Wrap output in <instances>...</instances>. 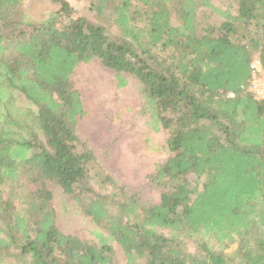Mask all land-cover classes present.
I'll return each instance as SVG.
<instances>
[{"label":"trees","instance_id":"1","mask_svg":"<svg viewBox=\"0 0 264 264\" xmlns=\"http://www.w3.org/2000/svg\"><path fill=\"white\" fill-rule=\"evenodd\" d=\"M25 1L0 0V264H114L115 242L126 264H264V99L241 90L254 59L264 68V0H81L86 14L50 0L38 23ZM204 8L222 22L201 24ZM95 59L118 87L124 74L141 83L147 145L166 155L148 176L157 203L78 132L72 75ZM47 181L91 220L92 239L59 227L53 192L35 187Z\"/></svg>","mask_w":264,"mask_h":264},{"label":"rangeland","instance_id":"2","mask_svg":"<svg viewBox=\"0 0 264 264\" xmlns=\"http://www.w3.org/2000/svg\"><path fill=\"white\" fill-rule=\"evenodd\" d=\"M83 14L86 5L81 0H69ZM219 5L221 0H215ZM55 10L50 0H26L21 7L26 19L40 22ZM200 22L220 24L222 18L209 9L199 11ZM128 83L118 87L116 72L105 67L95 59L80 64L74 71L72 79L80 91L86 111L79 121L78 132L94 150L98 162L123 183L132 192H137L146 204L160 200V188L153 185L148 178L155 172L156 164L163 162L166 155L150 149L145 134L148 132L146 121L149 111L141 92V83L130 74H124ZM20 106L27 108V100L19 96ZM149 138V137H148ZM165 133H150L149 142L162 143ZM34 187V186H32ZM35 187H46L53 192V205L57 213L59 227L66 233H72L83 239H92L93 223L74 207L73 200L61 187L52 182L38 183ZM215 249H223L232 254L238 244L228 247L211 240ZM114 264H126V255L118 243H113Z\"/></svg>","mask_w":264,"mask_h":264},{"label":"built area","instance_id":"3","mask_svg":"<svg viewBox=\"0 0 264 264\" xmlns=\"http://www.w3.org/2000/svg\"><path fill=\"white\" fill-rule=\"evenodd\" d=\"M249 81L241 85V90L250 92L256 100L264 99V68L259 59H254L250 64ZM235 96L234 92L230 93Z\"/></svg>","mask_w":264,"mask_h":264}]
</instances>
